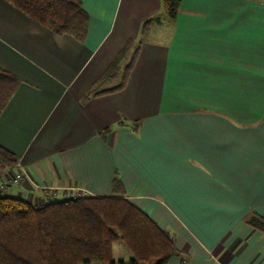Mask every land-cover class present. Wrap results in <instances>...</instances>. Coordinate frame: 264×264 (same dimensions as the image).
Returning a JSON list of instances; mask_svg holds the SVG:
<instances>
[{"label":"crops","instance_id":"0c3cea01","mask_svg":"<svg viewBox=\"0 0 264 264\" xmlns=\"http://www.w3.org/2000/svg\"><path fill=\"white\" fill-rule=\"evenodd\" d=\"M81 1L84 42L0 0V68L22 81L0 116V145L19 157L0 170L4 192L37 206L107 196L118 173L173 236L168 264H264L245 221L264 217V0H182L176 21L151 26L125 88L84 104L161 0Z\"/></svg>","mask_w":264,"mask_h":264},{"label":"trees","instance_id":"16d2710c","mask_svg":"<svg viewBox=\"0 0 264 264\" xmlns=\"http://www.w3.org/2000/svg\"><path fill=\"white\" fill-rule=\"evenodd\" d=\"M4 1L57 35H71L79 42L88 36L90 17L81 0ZM181 3L161 0V12L174 22ZM160 21L159 14L142 22L138 37L127 40L82 96L83 104L125 88L146 35ZM21 83L20 78L0 68V116ZM119 125L133 133L140 129L139 121L123 120ZM18 164L19 157L0 145V170ZM5 187H0V264H127L113 259V244L117 241L131 253L128 264H168L180 255L171 233L128 198L118 173L110 195H75L42 206L7 194ZM245 221L264 235V217L252 212Z\"/></svg>","mask_w":264,"mask_h":264},{"label":"rangeland","instance_id":"374dc122","mask_svg":"<svg viewBox=\"0 0 264 264\" xmlns=\"http://www.w3.org/2000/svg\"><path fill=\"white\" fill-rule=\"evenodd\" d=\"M161 16H163L164 18H166L163 13H160ZM164 38V36H160L159 34H153L152 38L155 41H159L161 38ZM113 259L116 261L119 260H124L127 264L131 258V253L130 251L125 247V245L121 242V241H117L113 244Z\"/></svg>","mask_w":264,"mask_h":264},{"label":"built area","instance_id":"2783aa9c","mask_svg":"<svg viewBox=\"0 0 264 264\" xmlns=\"http://www.w3.org/2000/svg\"><path fill=\"white\" fill-rule=\"evenodd\" d=\"M23 178L24 177H23L22 173H17L15 175V177H13L12 182L15 183V184H18V183H20L23 180ZM0 187L4 188V185H1ZM71 196L75 197V194H72Z\"/></svg>","mask_w":264,"mask_h":264}]
</instances>
